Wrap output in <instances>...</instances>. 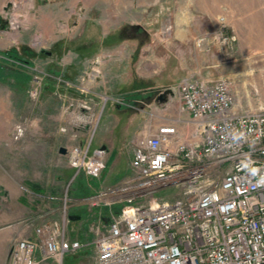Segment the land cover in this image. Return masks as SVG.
<instances>
[{
  "label": "rangeland",
  "instance_id": "obj_1",
  "mask_svg": "<svg viewBox=\"0 0 264 264\" xmlns=\"http://www.w3.org/2000/svg\"><path fill=\"white\" fill-rule=\"evenodd\" d=\"M233 21L245 24L255 36L264 32V0H0V264H8L17 239L35 237L36 228L58 218L64 205L70 215L79 216L71 219L72 237L93 241L92 224L99 213L108 211L104 205L93 207L89 198L128 177L117 183L103 181L105 171L118 167V158L107 159L105 147H98L104 149L108 163L101 175L75 177L60 146L86 143L92 132V141L102 138L108 147L122 145L118 144L121 107L126 114L149 108L148 115L159 122H172L178 116L177 98L166 105L157 104L155 98H118V80L126 62L118 60V47L129 53L134 48L146 58L155 52L162 59L169 56L167 62L177 69L181 58L193 61L201 54L206 68L217 46L199 39L212 36L222 25L235 33ZM131 35L145 40L119 38ZM262 51L223 56L231 69L233 65L247 69L235 80L248 84L255 96L263 95L250 83L252 74H264ZM38 71L43 81L33 97L29 89ZM100 91L107 98H93ZM84 101L91 110L83 108ZM20 122L25 133L15 138L14 126ZM171 191L158 195L171 197ZM95 256L90 243L66 255L63 264H96Z\"/></svg>",
  "mask_w": 264,
  "mask_h": 264
},
{
  "label": "built area",
  "instance_id": "obj_2",
  "mask_svg": "<svg viewBox=\"0 0 264 264\" xmlns=\"http://www.w3.org/2000/svg\"><path fill=\"white\" fill-rule=\"evenodd\" d=\"M201 40H212L222 57L233 55L236 36L223 25ZM37 73L33 97L43 81ZM166 88L181 117L147 124L133 138L131 174L88 197L108 211L92 224L93 241L72 237L64 205L35 237L14 242L8 264H63L90 243L96 264H264V104L235 106L228 77H183L156 93ZM25 129L16 124L14 137ZM92 135L67 147L75 177L98 178L106 167L104 149H91ZM166 189L171 197L158 195Z\"/></svg>",
  "mask_w": 264,
  "mask_h": 264
},
{
  "label": "crops",
  "instance_id": "obj_3",
  "mask_svg": "<svg viewBox=\"0 0 264 264\" xmlns=\"http://www.w3.org/2000/svg\"><path fill=\"white\" fill-rule=\"evenodd\" d=\"M232 28L236 36L235 49L233 54L263 52L262 50H264V32L259 33L257 36H255L254 34H250L249 32H247L248 27H246L245 24L241 26L238 21H233ZM123 37H119L120 40H132L136 42V40H133V37ZM154 42L155 41L153 40V43ZM135 51L133 48V53H129L123 46L118 47V60L121 64H123V61H126L125 64L122 65L123 67L121 69V74L124 73L122 74L123 77L118 80V89L116 91V94H118L119 97L157 98L159 95L156 93L157 88L171 86L183 77L188 76H201L211 78L228 77L233 81L235 106L255 107L259 104H264V74H252V78L250 79L251 85L258 87L260 94H263L261 96L252 95L250 93V90L246 88L248 84L243 83L242 85H239V83H237L235 80L236 78L240 79L241 71L247 69L241 68L240 70V68L237 69L234 65L232 66L234 68L231 69V65L228 64L230 61H225V57H221L220 49L218 47L215 48V51L211 52L209 61L210 65L206 68H203L201 65V54L193 58L194 62L190 60L186 61L184 57L181 58V60L179 61V64H181V68L177 69L175 66H170L167 62L169 56L162 59L161 56L155 52L150 55V58H146L144 54H138V52ZM146 59L148 62H145ZM93 98H107L106 92L100 91V93H98L96 97ZM149 103L150 102L146 103V105L148 107H151V103ZM124 109L125 107L119 108V112L123 115V117H118V133L122 130L119 136L120 139H118V144L121 143L122 145L119 144L118 147H114V145L108 147L107 145H105L102 138H97L96 140L94 139L91 144L92 150L98 147H105L107 149V159H112L113 157L118 158V167L111 168L102 174L103 181L106 183H117L131 174L130 161L133 156V150L132 145L128 146L127 150H124L126 142L129 139V141H131L132 138L137 136L141 132V130L150 122L154 127L162 123V121L159 122L158 120H156L153 114L151 115L150 113V115H148V112L150 110L149 108H142L140 109V111L131 112L129 114H126L128 112ZM186 116L187 114H184V117ZM178 117H181L180 113L177 117L173 118V121H176ZM99 118L100 120L98 126L102 121V117L99 116Z\"/></svg>",
  "mask_w": 264,
  "mask_h": 264
},
{
  "label": "water",
  "instance_id": "obj_4",
  "mask_svg": "<svg viewBox=\"0 0 264 264\" xmlns=\"http://www.w3.org/2000/svg\"><path fill=\"white\" fill-rule=\"evenodd\" d=\"M10 5V3L8 4V6ZM7 6V7H8ZM174 95V92H173V90L171 89V88H166V89H164L159 95H158V97L156 98V102L159 104V105H164V104H166L168 101H169V99H170V97L171 96H173ZM59 151L61 152V153H67V147H65V146H60V148H59ZM71 218L72 219H77V218H79V216L78 215H71Z\"/></svg>",
  "mask_w": 264,
  "mask_h": 264
},
{
  "label": "flooded vegetation",
  "instance_id": "obj_5",
  "mask_svg": "<svg viewBox=\"0 0 264 264\" xmlns=\"http://www.w3.org/2000/svg\"><path fill=\"white\" fill-rule=\"evenodd\" d=\"M124 31L121 30L119 33L122 34ZM117 37V36H116ZM131 37H133L134 39H137L139 40L140 42H144L145 38L143 37H138V36H135V35H131ZM118 38V37H117Z\"/></svg>",
  "mask_w": 264,
  "mask_h": 264
},
{
  "label": "trees",
  "instance_id": "obj_6",
  "mask_svg": "<svg viewBox=\"0 0 264 264\" xmlns=\"http://www.w3.org/2000/svg\"><path fill=\"white\" fill-rule=\"evenodd\" d=\"M13 50H10L9 52H8V54L10 55V53L12 52ZM15 51V50H14ZM13 53V52H12ZM27 54H30L28 51H27ZM17 57L19 58V59H21L22 58V56H20L18 53H17ZM23 60H25V61H28V60H26V59H24V58H22Z\"/></svg>",
  "mask_w": 264,
  "mask_h": 264
}]
</instances>
